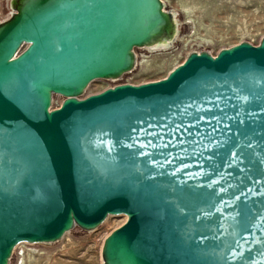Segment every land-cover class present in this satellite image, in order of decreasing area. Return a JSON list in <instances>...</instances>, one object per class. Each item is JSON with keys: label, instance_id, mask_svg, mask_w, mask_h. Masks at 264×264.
<instances>
[{"label": "water", "instance_id": "95a60500", "mask_svg": "<svg viewBox=\"0 0 264 264\" xmlns=\"http://www.w3.org/2000/svg\"><path fill=\"white\" fill-rule=\"evenodd\" d=\"M165 21L159 0H21L0 23V264L117 214L105 264H264V36L80 96Z\"/></svg>", "mask_w": 264, "mask_h": 264}, {"label": "rangeland", "instance_id": "374dc122", "mask_svg": "<svg viewBox=\"0 0 264 264\" xmlns=\"http://www.w3.org/2000/svg\"><path fill=\"white\" fill-rule=\"evenodd\" d=\"M167 1L179 10L180 33H188L191 42L193 40L196 44L202 42L206 44L207 49L211 46L216 48L230 46L232 43L242 41L256 45L264 36V0ZM11 4L12 0H0V21L10 17L13 12ZM185 21L191 24V28L184 24ZM183 45L180 43V46ZM26 47L27 44H23L20 51ZM142 52L144 51L135 48V53L139 57V53ZM164 62L165 60L152 61L146 67L152 72L160 73L165 71ZM142 66L146 69L144 64ZM105 83L106 80L96 79L90 83L87 92L96 90ZM63 99L62 95L54 94L52 107L54 108L56 103L60 104ZM125 219L124 214L108 215L95 228L84 229L75 225L65 233L67 236L64 234L56 241L27 243L25 247L30 248L27 254L18 256L17 250H13L8 264H103L104 239Z\"/></svg>", "mask_w": 264, "mask_h": 264}, {"label": "built area", "instance_id": "2783aa9c", "mask_svg": "<svg viewBox=\"0 0 264 264\" xmlns=\"http://www.w3.org/2000/svg\"><path fill=\"white\" fill-rule=\"evenodd\" d=\"M12 14H13V12L11 13V15ZM11 15H10V17H11ZM7 19L8 18H6L5 20H7ZM188 36H189L188 33L183 34V37H184V39L186 41L189 40ZM173 40H174V43L172 45H174V47L167 54L176 53L177 54V58L174 61L165 60L166 65L163 66L165 68V71L157 73V72H152L151 70H148L147 67H146L147 64L145 62V59L149 58V56L148 57H143L142 54L145 53V51L142 50V47H137V49H141L144 52L139 53L140 61L138 60V62L135 63L132 66L131 69H129L127 71H124V72H122L121 74H119L117 76L104 78L103 80H106L107 83H105L103 86L99 87L96 90H91V91L87 92V88L90 85L89 84L85 88V90L83 91V93L80 96L81 97H85V96L90 95V94L98 93L100 91H103L106 88L113 87V86H115L117 84H134V85H138V84H142V83H146V82H150V81L159 80V79H162V78L166 77L167 74L171 70H173L176 66L181 64L186 59V57L192 52L200 53L201 51H206V52H208L211 55H216L218 53V51L221 50L222 48L231 47V46L235 45V44H232L230 46H224V47H221V48H216V47H212L211 46V47H209L207 49V48H205L206 44H204V45L200 44L199 45V44H196V42L194 43V40L192 42L191 41H187L189 43L188 47H187L188 43H186V41L181 40V37L178 38V39H175V37H174ZM180 43H182L184 45L180 46ZM196 45H198V47ZM193 46H196V47L193 48ZM143 64H144L146 69H144V67L142 66ZM60 104L56 103L54 108L60 106ZM24 250L27 252V251L30 250V248L24 246ZM17 253H18V256H23L22 246H18Z\"/></svg>", "mask_w": 264, "mask_h": 264}, {"label": "bare ground", "instance_id": "6f19581e", "mask_svg": "<svg viewBox=\"0 0 264 264\" xmlns=\"http://www.w3.org/2000/svg\"><path fill=\"white\" fill-rule=\"evenodd\" d=\"M159 2L161 4V10L163 14L165 15L166 21H165L164 28L161 29L160 35L159 33H157L148 42L140 46L142 47V50L145 51V53H143L142 56L143 57L149 56V58L145 59V62L147 65L150 64L151 61H155V62H162L163 60L174 61L177 58V54L176 53L167 54V53L170 52L171 49L174 47V45H172L174 43L173 38L175 37V39H178L180 38V35H183L180 33V30H179V22H180L179 10L172 7L167 0H159ZM11 5H12V9L14 10L13 11V14H14L15 12H17L18 8L20 7L21 0H12ZM2 22L3 21H0V23ZM184 24H187L189 26L191 25L186 21L184 22ZM181 40L186 41L183 36L181 37ZM187 41H191V39ZM187 41L186 43H188ZM198 44L200 45L203 43L199 42ZM131 54L133 56V65H134L135 63L138 62L140 57L135 53V49L131 51ZM65 235L67 236V234ZM26 244H27L26 242H20L14 247V250H17L18 246H22V251H23V256H24L25 254H27V252L24 250V246ZM102 260H103V264H105L103 256H102Z\"/></svg>", "mask_w": 264, "mask_h": 264}]
</instances>
